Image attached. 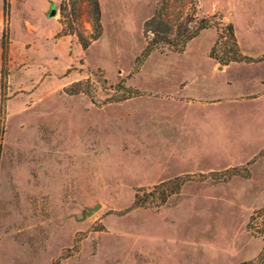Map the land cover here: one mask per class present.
I'll list each match as a JSON object with an SVG mask.
<instances>
[{
    "label": "rangeland",
    "instance_id": "374dc122",
    "mask_svg": "<svg viewBox=\"0 0 264 264\" xmlns=\"http://www.w3.org/2000/svg\"><path fill=\"white\" fill-rule=\"evenodd\" d=\"M62 1L0 0V264H264V0Z\"/></svg>",
    "mask_w": 264,
    "mask_h": 264
},
{
    "label": "trees",
    "instance_id": "16d2710c",
    "mask_svg": "<svg viewBox=\"0 0 264 264\" xmlns=\"http://www.w3.org/2000/svg\"><path fill=\"white\" fill-rule=\"evenodd\" d=\"M66 1H70L72 7L76 10L78 9V5L81 0H63L62 3L65 4ZM197 0H189V3L193 6L196 5ZM89 3L90 11L94 14V23H95V29L98 30L99 32L97 35L93 38L97 39L100 36V31L102 28V22H101V5L99 0H87ZM159 12L154 15L151 19H149L146 22V30L148 32H152L154 36L152 37L151 40H149L148 46H147V52L149 53L150 51H153L156 48H168L169 50H177V51H182L184 50L185 46L189 41L194 39L202 30L209 29L213 27L212 24L209 23V20L203 19L200 20L196 26V28L193 30L188 29L187 34H181L184 36V38H181V36H178V33L174 37H172L173 33V27L170 24L168 20H164L160 14L158 16ZM178 30V27H177ZM220 41L223 37H219ZM227 38L230 39L232 42L233 46L235 47L233 50H231V55L227 54L225 57H221L218 54L217 45L213 49V56L222 63L223 65H229L232 62H240L242 60L247 59L246 56H243L239 49V45L236 39V35L234 32V28L232 24L228 25V36ZM219 41V42H220ZM83 47L84 49H87L89 44L87 42H83ZM147 196L154 197L153 194H148ZM137 204H141L142 198L140 196H137Z\"/></svg>",
    "mask_w": 264,
    "mask_h": 264
},
{
    "label": "water",
    "instance_id": "95a60500",
    "mask_svg": "<svg viewBox=\"0 0 264 264\" xmlns=\"http://www.w3.org/2000/svg\"><path fill=\"white\" fill-rule=\"evenodd\" d=\"M56 15V9H53L51 12H50V16H55ZM96 209L99 208V205H97L95 207Z\"/></svg>",
    "mask_w": 264,
    "mask_h": 264
}]
</instances>
